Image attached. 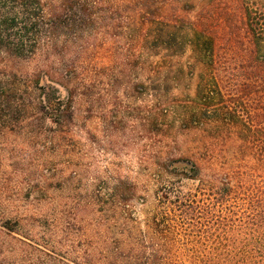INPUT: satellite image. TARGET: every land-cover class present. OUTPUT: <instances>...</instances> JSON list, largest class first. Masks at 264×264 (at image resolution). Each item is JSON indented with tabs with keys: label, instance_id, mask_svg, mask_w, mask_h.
Wrapping results in <instances>:
<instances>
[{
	"label": "rangeland",
	"instance_id": "obj_1",
	"mask_svg": "<svg viewBox=\"0 0 264 264\" xmlns=\"http://www.w3.org/2000/svg\"><path fill=\"white\" fill-rule=\"evenodd\" d=\"M218 1L41 0L44 48L0 62V221L12 227L0 226V264H195L219 254L221 230L183 199L198 183L164 167L189 158L206 178L237 161L235 135L184 126L204 72L190 43ZM243 3L263 25L264 56V0ZM38 71L67 93L58 123L32 85Z\"/></svg>",
	"mask_w": 264,
	"mask_h": 264
},
{
	"label": "trees",
	"instance_id": "obj_2",
	"mask_svg": "<svg viewBox=\"0 0 264 264\" xmlns=\"http://www.w3.org/2000/svg\"><path fill=\"white\" fill-rule=\"evenodd\" d=\"M218 2L208 5L206 15L200 16L201 29L190 43L204 72L196 87L198 113L186 117L184 126L210 123L221 138L235 135L241 143L235 152L237 161L217 171L211 169L206 178L202 167L189 158L171 160L164 167L171 175L198 183L183 198L189 204L195 201L194 207L187 205L189 215L198 211L222 233L216 243L219 254L195 264H264V56L259 55L263 25L243 0ZM42 6L41 0H0L3 66L35 60L44 48ZM219 27L223 33L217 31ZM200 33L206 34L203 41ZM16 76L17 70L8 78ZM31 82L42 91V102L48 101L45 114L58 123L67 93L59 87L52 89L41 71L33 73ZM5 96L0 92L2 111ZM10 224L7 219L0 221L8 231Z\"/></svg>",
	"mask_w": 264,
	"mask_h": 264
}]
</instances>
